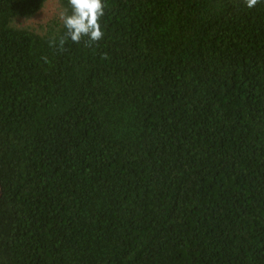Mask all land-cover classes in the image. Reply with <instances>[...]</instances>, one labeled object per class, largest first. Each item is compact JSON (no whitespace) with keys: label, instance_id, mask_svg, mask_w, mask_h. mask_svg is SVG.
Listing matches in <instances>:
<instances>
[{"label":"trees","instance_id":"obj_1","mask_svg":"<svg viewBox=\"0 0 264 264\" xmlns=\"http://www.w3.org/2000/svg\"><path fill=\"white\" fill-rule=\"evenodd\" d=\"M0 0V264H264V0Z\"/></svg>","mask_w":264,"mask_h":264},{"label":"clouds","instance_id":"obj_2","mask_svg":"<svg viewBox=\"0 0 264 264\" xmlns=\"http://www.w3.org/2000/svg\"><path fill=\"white\" fill-rule=\"evenodd\" d=\"M247 7L252 8L258 0H245ZM75 10V15L62 20L64 27L71 32V40L79 43L81 36H89L92 42L103 38L104 32L100 28L99 20L104 15L102 0H69Z\"/></svg>","mask_w":264,"mask_h":264}]
</instances>
